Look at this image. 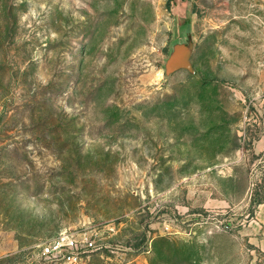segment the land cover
Segmentation results:
<instances>
[{"label":"rangeland","instance_id":"obj_1","mask_svg":"<svg viewBox=\"0 0 264 264\" xmlns=\"http://www.w3.org/2000/svg\"><path fill=\"white\" fill-rule=\"evenodd\" d=\"M66 237L76 264H264V0H0V264Z\"/></svg>","mask_w":264,"mask_h":264},{"label":"built area","instance_id":"obj_2","mask_svg":"<svg viewBox=\"0 0 264 264\" xmlns=\"http://www.w3.org/2000/svg\"><path fill=\"white\" fill-rule=\"evenodd\" d=\"M68 240H62L55 244L45 247L42 251L44 256H59L62 258L63 264H76L78 255L82 252V249L92 247V243L88 242L87 238H83L80 244L75 240L66 237ZM86 249L82 252L84 253Z\"/></svg>","mask_w":264,"mask_h":264},{"label":"water","instance_id":"obj_3","mask_svg":"<svg viewBox=\"0 0 264 264\" xmlns=\"http://www.w3.org/2000/svg\"><path fill=\"white\" fill-rule=\"evenodd\" d=\"M192 45L188 43L176 45L165 64L166 75H171L179 70H185L194 74L191 64Z\"/></svg>","mask_w":264,"mask_h":264}]
</instances>
